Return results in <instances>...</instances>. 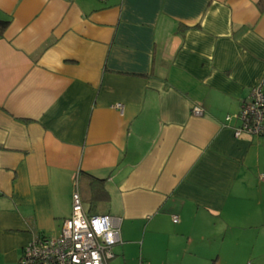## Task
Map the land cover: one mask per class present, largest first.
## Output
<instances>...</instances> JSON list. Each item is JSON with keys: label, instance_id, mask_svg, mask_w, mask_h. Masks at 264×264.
Returning a JSON list of instances; mask_svg holds the SVG:
<instances>
[{"label": "crops", "instance_id": "obj_1", "mask_svg": "<svg viewBox=\"0 0 264 264\" xmlns=\"http://www.w3.org/2000/svg\"><path fill=\"white\" fill-rule=\"evenodd\" d=\"M257 1L0 0V264L60 232L80 170L121 218L108 264H264V134H235Z\"/></svg>", "mask_w": 264, "mask_h": 264}, {"label": "built area", "instance_id": "obj_2", "mask_svg": "<svg viewBox=\"0 0 264 264\" xmlns=\"http://www.w3.org/2000/svg\"><path fill=\"white\" fill-rule=\"evenodd\" d=\"M193 115L201 108L193 106ZM235 134H264V81L252 87L236 114ZM230 116L226 117L229 120ZM173 222L177 217H172ZM121 218L107 213L87 214L78 189L77 174L71 194V212L55 236H35L23 247L19 264H108L112 247L120 242Z\"/></svg>", "mask_w": 264, "mask_h": 264}, {"label": "trees", "instance_id": "obj_3", "mask_svg": "<svg viewBox=\"0 0 264 264\" xmlns=\"http://www.w3.org/2000/svg\"><path fill=\"white\" fill-rule=\"evenodd\" d=\"M257 7L260 11H264V0H258ZM8 23L9 20L0 19V35H2L7 28ZM77 183L81 199L87 207L86 213L97 214L99 204L109 199V193L105 187V181L80 170L77 173Z\"/></svg>", "mask_w": 264, "mask_h": 264}, {"label": "rangeland", "instance_id": "obj_4", "mask_svg": "<svg viewBox=\"0 0 264 264\" xmlns=\"http://www.w3.org/2000/svg\"><path fill=\"white\" fill-rule=\"evenodd\" d=\"M44 236H46V235H44Z\"/></svg>", "mask_w": 264, "mask_h": 264}]
</instances>
